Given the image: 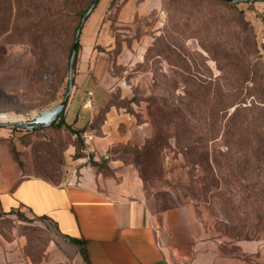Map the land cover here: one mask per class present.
Listing matches in <instances>:
<instances>
[{
  "label": "rangeland",
  "instance_id": "374dc122",
  "mask_svg": "<svg viewBox=\"0 0 264 264\" xmlns=\"http://www.w3.org/2000/svg\"><path fill=\"white\" fill-rule=\"evenodd\" d=\"M78 1L75 10L89 0ZM126 1L96 0L80 32L68 98L80 51L90 46L95 55L88 69L100 58L94 78L115 93L126 92L103 109L121 106L134 125L144 126L140 144L115 145L110 157L140 176L149 210L190 212L198 237L218 242L217 264H264V240L239 241L246 246L242 251L222 233L234 214L239 224L255 223L245 196L262 188L261 169L257 177L249 173L254 163L249 151L262 138L264 1L155 0L144 16L121 23ZM59 2L0 0V113L20 116L22 123L59 103L68 88V54L79 17L51 15ZM102 23L110 30L106 45L97 43ZM93 106L92 101L83 110ZM5 116L0 122L11 123ZM95 116L82 129L57 122L35 129L1 127L0 181L13 184L32 176L78 183L79 170L93 164L114 176L104 160L86 155L76 133L101 124L102 111ZM21 215L40 253L51 235ZM236 255L239 259H228Z\"/></svg>",
  "mask_w": 264,
  "mask_h": 264
},
{
  "label": "crops",
  "instance_id": "0c3cea01",
  "mask_svg": "<svg viewBox=\"0 0 264 264\" xmlns=\"http://www.w3.org/2000/svg\"><path fill=\"white\" fill-rule=\"evenodd\" d=\"M155 6V0H127L118 21L130 23ZM102 14L98 15L101 19ZM109 37L110 30L102 23L97 43L106 45ZM91 51L90 46L80 51L73 91L62 118L72 128L82 129L103 111V121L91 129L94 139L86 144L85 153L94 162L104 160L114 176L94 164L79 170L78 183L56 184L32 176L13 184L0 181V264H217L218 242L198 237L193 215L178 210L154 215L146 204L139 175L110 157L115 145L140 144L144 126L134 125L121 106L111 103L103 109L112 100L125 98L126 92L115 93L105 80L94 78L100 58L88 69L95 55ZM88 92H92L94 106L86 111L81 104ZM17 213L49 231L51 239L40 253L34 251L30 224L18 219ZM236 245L242 251L246 247L242 242Z\"/></svg>",
  "mask_w": 264,
  "mask_h": 264
},
{
  "label": "trees",
  "instance_id": "16d2710c",
  "mask_svg": "<svg viewBox=\"0 0 264 264\" xmlns=\"http://www.w3.org/2000/svg\"><path fill=\"white\" fill-rule=\"evenodd\" d=\"M58 1H60L59 5L56 7L55 10L51 11V15L58 16L61 14V12H65L66 15H74V16L79 17V23L73 29L74 32L76 33V30L80 24L82 17L88 11L93 0H89L87 5L82 10H75L76 7L80 5L81 1H78V0H58ZM249 1L250 0H245V2H249ZM74 36L75 34L73 35V42H74ZM73 42H72V45H73ZM72 45L69 48L68 58H70V55H71ZM78 48H79V41L77 42L76 53H77ZM76 53H75L74 60H73L72 72L74 71V67H75ZM66 91H67V88H66ZM65 93L66 92H64V95ZM63 112H64V109L60 112L59 116L52 122V125L55 122H57L60 127H65L66 129H70V126L64 123L63 121V118H62ZM95 122H96V119H95ZM259 130H260V135L262 136V138L260 137L256 142V146L250 148V151H249V154L254 159V163L250 165L249 173H252V174L254 173L256 177L260 174V171L258 172V170L261 169L262 173H264V115L260 116ZM76 133H78L82 138L83 130L78 131ZM262 181H263L261 184L262 188L257 194H255L252 191V192H249L250 194L248 196H245V199H247L248 204H249L248 206L250 208V211H249L250 216L254 219L255 223L250 224V225L239 224L237 222L238 217L235 214L233 215L232 220H230L229 222L230 225H228V223H225L224 230L222 231V233L224 236L228 237V240H229L228 243H230V245H235V243L239 241H244V240L246 241L264 240V176L262 178ZM252 186H254V184ZM232 211L233 213H235L233 209ZM20 216L22 215L20 213H17L18 219ZM20 220L25 221L22 217L20 218ZM29 230L32 233L33 228L31 227ZM70 242L79 248V244L76 240L71 239ZM236 247L238 248V250H240L237 245ZM80 254L82 255L84 261L87 262L86 257L83 254V251L81 250V248H80ZM228 257H229L228 259L230 258L239 259L238 255L228 256ZM254 264H262V263H254Z\"/></svg>",
  "mask_w": 264,
  "mask_h": 264
},
{
  "label": "water",
  "instance_id": "95a60500",
  "mask_svg": "<svg viewBox=\"0 0 264 264\" xmlns=\"http://www.w3.org/2000/svg\"><path fill=\"white\" fill-rule=\"evenodd\" d=\"M229 1L233 2V0H229ZM239 1H241V0H239ZM250 1H264V0H250ZM95 3H96V0H93L88 11L82 17L80 24L76 30V33L74 36V42L72 45V51H71V55H70L69 62H68V88H67V91H66L63 99L59 103L55 104L54 106H52L48 109L39 111L37 113V116L30 119L26 123H22V122H16V123L0 122V128L4 127V126L20 127L22 129H35V128H42V127H49L52 125V122L59 116L60 112L65 107L66 101H67L68 96H69L70 91H71L73 60H74V56L76 53L77 42H78V39L80 36V32L82 30V27H83V24H84L86 18L88 17V15L91 12L92 8L94 7ZM2 114L3 113H0V116H2Z\"/></svg>",
  "mask_w": 264,
  "mask_h": 264
},
{
  "label": "built area",
  "instance_id": "2783aa9c",
  "mask_svg": "<svg viewBox=\"0 0 264 264\" xmlns=\"http://www.w3.org/2000/svg\"><path fill=\"white\" fill-rule=\"evenodd\" d=\"M92 106V93L88 92L86 94V98L82 101L81 108L82 109H90ZM93 134L91 131H84L82 134V139L86 144H89L90 142L93 141Z\"/></svg>",
  "mask_w": 264,
  "mask_h": 264
},
{
  "label": "bare ground",
  "instance_id": "6f19581e",
  "mask_svg": "<svg viewBox=\"0 0 264 264\" xmlns=\"http://www.w3.org/2000/svg\"><path fill=\"white\" fill-rule=\"evenodd\" d=\"M4 115H6L5 116V121L6 122L16 123V122H22L24 120L20 116H13V115L2 114V116H4Z\"/></svg>",
  "mask_w": 264,
  "mask_h": 264
}]
</instances>
